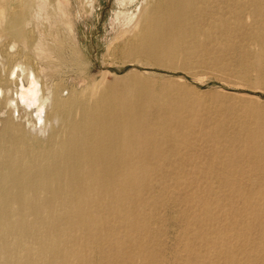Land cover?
I'll return each instance as SVG.
<instances>
[{"label": "bare ground", "instance_id": "bare-ground-1", "mask_svg": "<svg viewBox=\"0 0 264 264\" xmlns=\"http://www.w3.org/2000/svg\"><path fill=\"white\" fill-rule=\"evenodd\" d=\"M80 1L91 14L93 1ZM139 2L118 0L117 41L127 40L110 45L114 56L122 46L125 59L187 69L213 54L204 48L216 41L214 29L228 41L232 16L249 23L243 11L256 32L246 27L243 42L259 44L256 56L264 58V0ZM71 9V0H0V264H157L144 238L154 236L147 224L159 203L154 176L163 190L170 171L198 173L209 186L216 178L229 207L234 193L247 209L264 202V116L231 136L163 113L156 83L138 71L112 83H70L59 53L75 38ZM164 87L190 93L170 81ZM229 212L257 218L264 247L262 214L234 205Z\"/></svg>", "mask_w": 264, "mask_h": 264}, {"label": "rangeland", "instance_id": "rangeland-1", "mask_svg": "<svg viewBox=\"0 0 264 264\" xmlns=\"http://www.w3.org/2000/svg\"><path fill=\"white\" fill-rule=\"evenodd\" d=\"M71 1L75 32L72 40L75 44L72 41V45L68 44L63 54L62 51L59 53L65 63L61 68L66 72L65 78L70 83L79 86L96 82L112 83L116 80L114 77H128L132 72L138 71L156 83L157 99L160 105L164 104L165 110L162 112L169 113L171 118L192 120L196 129H218L234 136L244 134L260 123L262 118L258 116H264V58L256 56L259 44H255L253 40L243 42L242 34L246 27L250 29L251 36L256 35L252 20L243 11L240 14L249 23L243 24L241 20L236 23L232 16V39L226 41L222 36L223 32L214 29L212 35L216 41L213 46L204 48L213 52L212 55L203 56L197 60L198 63H189L187 69L185 68L187 71L183 69L185 66L182 63H176V70L171 71L150 66L144 58L137 61L123 58L122 46L116 49L115 56L113 50L108 51L112 43L120 45L127 40L124 37L117 41L124 27L118 24L116 18L118 0H92L91 14L84 12L80 0ZM215 33L220 34L216 36ZM85 77L87 80L84 83L82 80ZM167 81L172 82L175 87L190 89V93L183 96L165 94L164 86ZM170 172L163 190L159 189V185L156 186L157 179L154 176L152 187L156 189L159 203L154 212L155 218H151V222V216H148L147 223L149 225L150 222L154 236L144 238L147 242L144 241L145 246L148 244L159 256L157 264H255L248 259L249 256H254L257 260L263 259L264 263V247L259 242L262 236L255 222L257 218L254 219L245 212L248 217L243 220L229 212L233 205L245 211H255L262 214L264 224L263 201L256 203L252 207L254 210L247 209L238 194L234 193L229 207L226 194L218 187L216 178L211 179L214 184L209 186V179L198 176V173ZM234 190L235 188H231V193ZM242 222L246 230L243 234L239 232ZM227 238H230L229 241ZM237 238L243 239V242ZM130 240L133 242L132 253H138L137 237ZM95 260L99 261L100 256L96 254ZM263 263L257 261V264Z\"/></svg>", "mask_w": 264, "mask_h": 264}]
</instances>
